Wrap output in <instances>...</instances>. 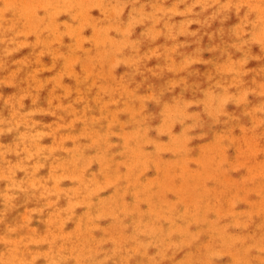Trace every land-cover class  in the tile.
Returning a JSON list of instances; mask_svg holds the SVG:
<instances>
[{
	"label": "rangeland",
	"instance_id": "rangeland-1",
	"mask_svg": "<svg viewBox=\"0 0 264 264\" xmlns=\"http://www.w3.org/2000/svg\"><path fill=\"white\" fill-rule=\"evenodd\" d=\"M242 3L259 16L237 12L227 47L183 44L190 0H0L17 15L0 18V109L32 113L41 156L55 154L39 174L58 179L40 215L17 207L33 252L0 264H264V0ZM60 186L85 228L56 212Z\"/></svg>",
	"mask_w": 264,
	"mask_h": 264
},
{
	"label": "bare ground",
	"instance_id": "bare-ground-1",
	"mask_svg": "<svg viewBox=\"0 0 264 264\" xmlns=\"http://www.w3.org/2000/svg\"><path fill=\"white\" fill-rule=\"evenodd\" d=\"M190 1L194 8L191 11V15L185 17L181 22L185 28L183 33V44L185 46L192 43L195 39H204L205 41L211 40V42L222 40L229 47L228 45L231 44L230 33L234 34L230 29L238 13L241 14L243 20L249 21L259 16V13L256 12L259 8L255 7L252 9L251 5L242 3L243 0H227L221 11L213 9L212 5L208 3L203 4L202 1ZM186 13H189V11H186ZM9 15L17 16L13 7L4 11L0 18L6 22ZM215 21H217L216 27L213 24ZM7 24H0V60L4 58L5 52L9 54L13 52V44L8 40L10 24ZM4 63L5 61L2 62V64ZM247 63L254 66L258 65L252 58ZM3 110L0 109V156L4 158V161L0 162L1 171L4 174H0V262L6 261L9 263L12 260L11 253L17 255V257L21 256L24 258L23 250L33 252V243H35L38 236L35 229H31L34 233L27 234L25 229L19 226L18 220L21 215H18L17 207L20 204H27L30 203L29 201L34 200L36 201L34 203L36 205V213L40 215L39 206L42 203L40 196L51 189L50 183L56 177L50 173L39 174L44 167L50 168L51 171L54 169V165L48 162L55 158V154L54 150H52L46 156H41V137H35L36 135L33 134L36 125L30 117L32 113H26L25 108L22 106L14 107L12 112L7 114L3 113ZM31 122L32 124H30ZM6 137L10 138V142L5 141ZM40 156L41 165L36 166L35 159ZM11 164L13 169L18 167L20 171L16 173V176L8 169ZM78 180L79 182H74L71 186L84 185L83 182L87 181L86 177L83 176H80ZM57 181L58 179L54 180V186H56ZM61 189L59 195L53 199L55 208H57L56 212L63 209L65 216L74 218L82 228H85V224L75 216L76 214L71 213L64 203L67 191L71 189L68 187ZM42 205L44 206V204ZM50 215H53L52 212ZM40 220L38 223L39 228L41 224L46 223L43 218H40ZM134 233L135 231H132L131 234L133 235ZM34 256L32 257L34 260H26V264H100L101 262L96 260L95 257L91 258L89 262H82L74 256L63 257L59 256L58 253L50 254L44 258Z\"/></svg>",
	"mask_w": 264,
	"mask_h": 264
}]
</instances>
